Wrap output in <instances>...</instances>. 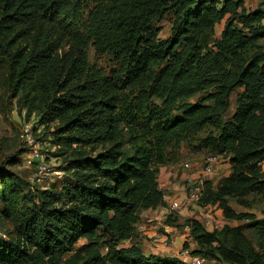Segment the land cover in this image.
<instances>
[{"label":"trees","instance_id":"obj_1","mask_svg":"<svg viewBox=\"0 0 264 264\" xmlns=\"http://www.w3.org/2000/svg\"><path fill=\"white\" fill-rule=\"evenodd\" d=\"M168 16L171 34L163 40L157 24ZM224 19L216 40V25ZM0 38L8 87L21 94L29 112L42 124L61 119L63 129L74 133L62 142L106 146L94 158L83 155L72 162L73 186L49 192L39 209L23 212L24 240L0 242V264H23L32 249L42 258L39 264H59L65 249L99 233L115 241L98 259L102 264H189L118 243L135 235L141 211L165 204L156 166L168 163L172 137L208 126L218 134L205 138L203 147L230 156L232 171L217 189L206 182L203 204L218 205L229 221L248 222L209 232L191 220L193 254L223 264H264V219L237 214L228 203L233 198L251 207L248 197L264 200V9L249 11L245 0H0ZM89 48L111 57L119 70L110 78L92 72ZM134 86L141 89L138 102L122 111L118 90ZM211 88L214 106L194 104L180 117L148 108L150 95L171 100ZM237 90H242L237 108L223 122L222 112ZM121 122L141 126L149 146L138 142L134 155L125 156ZM0 183L9 218L23 184L8 176ZM63 201L67 208L53 207Z\"/></svg>","mask_w":264,"mask_h":264},{"label":"rangeland","instance_id":"obj_2","mask_svg":"<svg viewBox=\"0 0 264 264\" xmlns=\"http://www.w3.org/2000/svg\"><path fill=\"white\" fill-rule=\"evenodd\" d=\"M245 6L249 11L264 9V0H245ZM171 17H166L157 25L162 32L159 34L160 39H167L171 34ZM226 19L216 25L215 39L220 40ZM0 38V45H1ZM260 45L264 50V41ZM213 50L214 47H208ZM88 65L92 72L110 78L120 68V65L107 55L98 56L93 48L88 51ZM6 62L0 51V179L4 176L16 178L22 181L20 197L15 207H11L10 217L4 215L6 206L0 202V242L6 245L18 243L22 234L20 233V224H22L23 212L39 209L43 204V198L49 192H64L66 187L73 186L76 178V169L72 168V162L81 156L96 157L106 147L102 144L82 145L81 143L62 142V137L73 136V132L64 130V122L61 119L42 124L36 115L29 112L27 105L21 99V94L8 87V73ZM166 63L160 66L156 71L161 72ZM68 85L58 94V99H63L66 94ZM150 91L148 88L147 92ZM237 90L229 99L227 108L222 112L223 122H227L233 116L237 108ZM122 101V111L124 108L132 106L138 102V96L141 89L137 86L118 90ZM215 89H206L195 95L175 96L173 99L168 97L150 95L148 108L159 110L169 117H180L183 111L194 104H204L214 106ZM119 110L118 108L114 109ZM120 116V110L115 117ZM149 116V113H146ZM145 118V121L147 120ZM119 141L121 142L122 152L125 156H133L136 150V144L149 146V137H145L141 126L131 127L126 122L119 123ZM218 131L214 127H206L202 131L189 130L182 135H175L168 143L166 165L156 166L158 171L157 181L160 185L163 183L159 179L166 175L169 170L176 174L177 182L183 188L185 182L184 176L200 172L203 169L205 159L213 153L204 148L202 141L210 135H217ZM218 156V155H217ZM185 164L192 165V170L187 171ZM264 169V165H263ZM165 170V171H163ZM163 171V172H162ZM232 171L230 156H219L213 176L207 178L211 186L215 189L219 186L222 179L228 177ZM1 184V183H0ZM166 199L165 204L156 209L141 211L139 222L136 225L135 235L126 242H119L118 247L139 246L143 248L145 254L159 253L158 247L161 246V239L166 247L182 248V253L188 251L192 257L198 256L193 254L197 248L196 241L191 237V228L188 225L194 220V207H185L180 211L171 210V203L183 200L181 197L185 192H175L170 186L160 187ZM182 193V194H181ZM185 195V194H184ZM251 207L238 203L236 199L229 198L228 203L231 208L240 215L251 214L258 220L264 219V200L257 196L248 197ZM55 208H67L68 203L63 201L56 203ZM158 209V208H157ZM156 211V212H154ZM151 214V216H147ZM212 217L215 228L221 230L224 226H240L248 221H229L225 218L223 210L218 205H212V211L205 212ZM157 217V219H156ZM211 219V218H209ZM149 221V222H148ZM154 232L153 237L142 235L143 231ZM246 234L253 239L252 232ZM146 239L147 242L143 240ZM114 238H110L99 233L95 237L80 239L73 247L65 249L60 254L59 264H102L98 259L104 258L108 253V246L114 244ZM157 245V246H156ZM187 249H184L185 246ZM30 260L23 264H39L42 260L40 254L34 249L30 251ZM179 258V257H178ZM45 261L47 259H44ZM213 260L207 259L206 264H212ZM213 264H223L216 262Z\"/></svg>","mask_w":264,"mask_h":264},{"label":"built area","instance_id":"obj_3","mask_svg":"<svg viewBox=\"0 0 264 264\" xmlns=\"http://www.w3.org/2000/svg\"><path fill=\"white\" fill-rule=\"evenodd\" d=\"M220 155H209L203 164V169L200 172L192 173L191 175H185L183 180L185 182L183 191L185 192L183 200L175 201L171 203V210L180 211L185 207H194L195 213L198 215L197 221L207 230H217L215 228L212 217L205 214L206 211L209 213L212 211V205L205 206L203 204V198L206 192V182L209 181L207 178L213 176L216 165L218 164ZM185 170L191 171L192 165L185 164ZM211 218V219H209ZM186 263L189 264H206L207 258L203 255L192 257V255L186 251L183 253Z\"/></svg>","mask_w":264,"mask_h":264},{"label":"crops","instance_id":"obj_4","mask_svg":"<svg viewBox=\"0 0 264 264\" xmlns=\"http://www.w3.org/2000/svg\"><path fill=\"white\" fill-rule=\"evenodd\" d=\"M163 171H165V170H163ZM159 181H160V183L161 182L163 183L162 185H160V187L170 186L172 188V190L175 191V192L183 191V188L177 182L176 174H174V172H172V170H169V172L166 175H163L159 179ZM181 197H184V194H182ZM165 199H166V197H165ZM157 210L159 211V208L156 209V211ZM150 211L151 210H149L148 212H150ZM156 211H154V212H156ZM147 216L149 217V216H151V214H148ZM194 216H197V217H195V220H197L198 215L195 212H194ZM156 219H157V217H156ZM212 231L213 230H211L209 232H212ZM141 232H142L141 236L142 235H146V236L148 235V237H153L154 234H155L154 232H152V230H149V229L147 230V227H145V229L143 231H141ZM143 241L147 242L146 239H144ZM163 241L164 240L161 239V246H157L156 245L158 247L157 249H158L159 253H151V254L159 255V256H162V257H179L181 260H183L185 262V259L182 257V253H181V256L179 255L180 252L183 251L182 248L179 250V247H178V249H177V247H173V246L166 247V245L163 243ZM141 249H143V248H141ZM216 262H217L216 260H213V263H216Z\"/></svg>","mask_w":264,"mask_h":264}]
</instances>
